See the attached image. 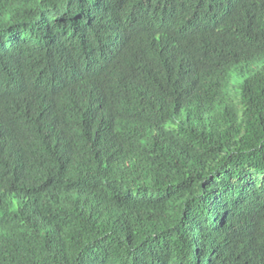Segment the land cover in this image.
<instances>
[{
	"label": "trees",
	"instance_id": "1",
	"mask_svg": "<svg viewBox=\"0 0 264 264\" xmlns=\"http://www.w3.org/2000/svg\"><path fill=\"white\" fill-rule=\"evenodd\" d=\"M0 94V264H264V0H0Z\"/></svg>",
	"mask_w": 264,
	"mask_h": 264
},
{
	"label": "clouds",
	"instance_id": "2",
	"mask_svg": "<svg viewBox=\"0 0 264 264\" xmlns=\"http://www.w3.org/2000/svg\"><path fill=\"white\" fill-rule=\"evenodd\" d=\"M216 19L225 26H231V24L228 21V10L227 9L219 8L216 11ZM207 34L209 35L210 38L214 35V33L212 34L209 31V28H207ZM179 49H181V47L178 44V42H175L174 44L165 42L160 46L159 48L160 61L162 62L163 59H166L168 61L167 62L168 70L172 71L171 64L172 65L176 64L179 61L183 62V58H179L176 55V51ZM162 51H163L164 57L161 56ZM124 62H125V50L121 49V47H118V49L116 48L110 51V55L107 57V62L105 64L97 65L96 68L98 70L102 69L101 70L102 75L105 73L106 77L114 79L115 81L116 80L121 81L126 78V72L122 68V65L124 64ZM231 77L233 80V76ZM116 83L118 82L116 81ZM228 84H229V81H228ZM233 84H234V81H233ZM2 97H6L10 100V105L16 112H18L16 108H18L19 106L21 107L22 112H24L27 108L26 99L24 97H22L20 100V99L15 98L14 95L8 96V95L0 94V99ZM18 100H20V103H18ZM2 197H3V194L0 189V199Z\"/></svg>",
	"mask_w": 264,
	"mask_h": 264
},
{
	"label": "rangeland",
	"instance_id": "3",
	"mask_svg": "<svg viewBox=\"0 0 264 264\" xmlns=\"http://www.w3.org/2000/svg\"><path fill=\"white\" fill-rule=\"evenodd\" d=\"M232 84H233V80H232V77H230L229 79V85H228V91L231 92L232 90Z\"/></svg>",
	"mask_w": 264,
	"mask_h": 264
}]
</instances>
